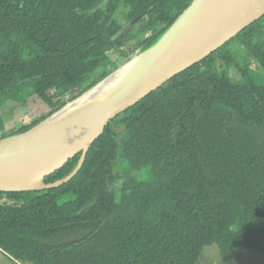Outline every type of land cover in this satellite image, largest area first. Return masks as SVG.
Listing matches in <instances>:
<instances>
[{
  "label": "trees",
  "instance_id": "trees-1",
  "mask_svg": "<svg viewBox=\"0 0 264 264\" xmlns=\"http://www.w3.org/2000/svg\"><path fill=\"white\" fill-rule=\"evenodd\" d=\"M190 2L0 0V108L45 104L0 138L154 44ZM143 12L123 33L118 16ZM212 243L222 264L235 249L264 257V14L109 120L69 181L0 191V248L32 264H195Z\"/></svg>",
  "mask_w": 264,
  "mask_h": 264
},
{
  "label": "water",
  "instance_id": "water-1",
  "mask_svg": "<svg viewBox=\"0 0 264 264\" xmlns=\"http://www.w3.org/2000/svg\"><path fill=\"white\" fill-rule=\"evenodd\" d=\"M263 14L264 0H191L154 44L133 52L126 64L31 128L0 138V191L39 190L69 181L109 120ZM77 153V163L67 175L42 182Z\"/></svg>",
  "mask_w": 264,
  "mask_h": 264
},
{
  "label": "rangeland",
  "instance_id": "rangeland-1",
  "mask_svg": "<svg viewBox=\"0 0 264 264\" xmlns=\"http://www.w3.org/2000/svg\"><path fill=\"white\" fill-rule=\"evenodd\" d=\"M122 8V6L119 7ZM117 11L116 15H118ZM118 19L125 29L123 33L137 34L140 33L139 28L141 26V21L138 20L133 24L127 25L130 21H127L124 16H118ZM126 31V32H125ZM236 45V41L230 43V47ZM117 55L114 53L111 55V58H115ZM255 70V69H254ZM235 71V70H234ZM231 72V73H230ZM232 78H239L238 74L236 75L231 70L229 71ZM45 104L34 94L26 97L25 105L17 104L13 101L6 102L0 108V134L1 130L5 127L13 128L22 123L21 120L32 119L44 111ZM119 187V185H118ZM117 187V188H118ZM117 197V195H115ZM235 263L234 264H264V257H261L259 254L247 250L235 249L232 253ZM0 264H32L25 260H17L2 248H0ZM195 264H222L219 256V248L215 243L204 246L200 256Z\"/></svg>",
  "mask_w": 264,
  "mask_h": 264
},
{
  "label": "bare ground",
  "instance_id": "bare-ground-1",
  "mask_svg": "<svg viewBox=\"0 0 264 264\" xmlns=\"http://www.w3.org/2000/svg\"><path fill=\"white\" fill-rule=\"evenodd\" d=\"M121 70H122V68H121L120 70H118V71L116 72V74H118Z\"/></svg>",
  "mask_w": 264,
  "mask_h": 264
}]
</instances>
